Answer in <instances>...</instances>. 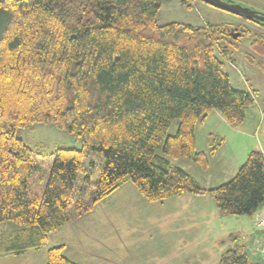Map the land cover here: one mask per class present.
Listing matches in <instances>:
<instances>
[{"label": "trees", "instance_id": "16d2710c", "mask_svg": "<svg viewBox=\"0 0 264 264\" xmlns=\"http://www.w3.org/2000/svg\"><path fill=\"white\" fill-rule=\"evenodd\" d=\"M162 1L0 0V257L46 247L50 234L125 182L149 202L192 194L210 196L224 216L264 208L260 150L211 188L170 162L187 158L207 170L220 142L212 136L209 151H198L196 126L214 110L240 126L255 91L233 88L225 72L239 31L159 24ZM250 50L264 55L261 37ZM37 123L66 131L81 148L29 147L16 130ZM62 249L49 247L44 264H78ZM258 259L237 246L219 264H264Z\"/></svg>", "mask_w": 264, "mask_h": 264}, {"label": "rangeland", "instance_id": "374dc122", "mask_svg": "<svg viewBox=\"0 0 264 264\" xmlns=\"http://www.w3.org/2000/svg\"><path fill=\"white\" fill-rule=\"evenodd\" d=\"M230 1L253 11L264 13V0ZM190 5L191 7L182 4L181 0H163L157 12V22L159 24L182 22L195 26L209 23L212 25L223 24L227 27V32L232 33L234 30L239 31L242 35L238 41L233 40L236 43L234 52L232 50L227 52L226 58L223 59L225 62V72L229 76L231 86L236 89L245 90L250 88L255 91V100L253 104L245 108V116L247 117L245 124L242 126L244 129L247 127L246 130L248 131V135L245 134L243 137L240 130H227L225 124H222V121L218 120V117H216L219 112L215 110L209 115L208 120L203 126L196 131L197 150L205 152L209 151L208 146L212 137L211 136L208 141L207 133L210 131L219 133V138L216 140L214 138V140L211 141L214 146L217 145L220 142L219 139L225 135L223 150L219 151L217 155L220 157L218 159H222L223 161L230 160V162L225 165L226 167H232L233 162L231 157L234 155L233 152L240 151L239 148L242 145H239V142L246 143L245 145L248 147V151L260 150L264 152V117L261 111L264 108V63L259 60L264 55H255L253 54L254 52L250 50V43L254 39L261 37L264 41V25L215 8L199 0H191ZM249 53L254 59L247 58ZM253 122H255V124H253ZM176 127V122H174L169 129V133H174ZM16 136L22 139L29 147L46 153H50L58 147L80 149L82 146L81 140H76L66 131L58 129L51 124L37 123L28 128H19L16 130ZM170 162L190 173L201 186L207 187L211 184H221V182L228 178L227 175H222L228 170L223 171L221 163L217 164L216 169L214 166L212 167L213 170L215 169L212 171V177L201 174L199 171L201 169L190 159H170ZM185 195L187 194L180 197ZM174 197L167 200L171 202L176 201V196ZM207 197L210 196L207 195ZM166 207H170V203H168ZM206 211H210L209 205L206 206ZM121 216H123V214H121ZM246 217L247 216H245V219H248ZM239 221L237 216L227 215L220 217L219 215L215 217L209 214V218L204 222L195 221L189 223L198 224L191 232L185 233L180 231V229L177 230V228L183 224V222H178L177 225L175 224L174 230H170V234L164 233L165 229L155 230L150 234L147 229L145 231H143V229H136L135 220L128 217L124 218V216L116 221V223L110 222L104 227H100V224H103L101 221L94 225H90V227L87 223L82 224L84 223L82 222V226L77 228L83 230L88 226V230L90 231L88 240L89 250L92 251V254H89V262L91 264H109L110 261L111 264H123V262H116L111 259L112 257L117 258L116 255H111L109 259L106 257L105 260H110L109 263L102 262L101 259L102 254L103 256L105 255L106 249L109 253H114L117 248L120 251L121 258L122 242H124V246H126L125 264H131L130 260L134 262L140 261L142 263V259H144L147 264H219L221 255L229 249H234L242 245L245 250L248 251L249 236H244V233L238 227ZM114 223L116 225H114ZM1 227L3 231L7 232L11 230L12 226L9 223H4ZM65 229L63 238L68 242V247L74 248L76 245L80 244V242L74 239L73 234L67 231V228ZM255 230L257 229L255 228ZM260 231H264V229ZM143 233L144 237L149 234L148 237L152 239L149 241L137 240V242H132ZM181 233L182 235H187V237L191 239L190 242H182L180 240ZM59 234L60 233L56 232L52 237ZM263 241L264 239L256 240L252 248L250 247V250L254 254L260 255L262 258H264V255L260 252V247ZM50 242L52 241L50 240ZM177 246L178 251L175 250ZM112 248L113 250L111 251L110 249ZM133 248L135 252L131 258L130 251ZM42 250L43 248L31 250L27 256H23V260L19 256L0 257V264H43L45 257L44 260H42ZM149 251L151 252L150 254Z\"/></svg>", "mask_w": 264, "mask_h": 264}, {"label": "crops", "instance_id": "0c3cea01", "mask_svg": "<svg viewBox=\"0 0 264 264\" xmlns=\"http://www.w3.org/2000/svg\"><path fill=\"white\" fill-rule=\"evenodd\" d=\"M259 60H261L264 63V56ZM261 111L264 117V108ZM217 114L218 115H216V117H218V120L222 121V124H225L226 126L225 128H227V130H231V131L240 130L243 137L245 136V134L248 135V131L246 130L247 127L245 129L242 127L243 124H245V120L247 116H245V119L240 126L233 127V126H230L223 119L221 114L220 115L219 113ZM207 120H208V117L203 123L196 126L195 135H197L196 133L197 129H200ZM253 124H255V122H253ZM211 136H213L216 140L219 138V133L214 132V131H210L209 133H207L208 141ZM219 141H220V146L217 148L216 152L209 158V166L207 170L201 171L197 168L196 169L199 170L201 174L213 177L212 171L216 169L217 164L221 163L223 171L228 170L222 174V175H227L228 177L226 180L223 181L225 182L234 176V174L237 172L240 165L244 162V160L246 159L250 151H248V147L245 145L246 143L244 144L242 142H239V145L242 144L241 147L239 148L240 151H234L233 152L234 155L231 157L233 166L226 167L225 164H228L230 160L226 159L228 161H223L222 159H218L220 157L219 155H217L219 151L223 150L224 143H225V135L224 137H221ZM208 149H209V146H208ZM213 166L215 168L214 170L212 169ZM216 185H219V184H214V185L211 184L210 186H207V188L215 187ZM182 195L176 196V199H175L176 201H173V202H171L170 200H167L169 198L161 202H149L145 200L137 192L136 188L130 182H125L116 191H114L112 194H110L105 199L100 201L90 213L82 216L81 218L73 222H70L64 225L59 230L50 234L47 247H44L42 250L43 251L42 260H44V257L46 256V250L48 249V247L62 246L63 253L72 261L78 264H91L89 262V258H90L89 254H92V251L89 250V240H88L90 231L88 230V226L83 230H80V228H77V227L82 226V224H85V223H87L90 227V225H94L95 223L102 221L103 224H100V227H104L108 225L110 222L116 223V221H118L120 218H123L124 216V218L128 217V218L135 220L136 229H143V231L147 229L149 234L153 233L155 230L165 229L164 233L170 234V230L173 231L175 224L177 225L178 222H183V224H181V226L178 227L177 230L180 229V231L188 233L198 226V224H189L191 222H195V221L204 222L207 218H209V214H211L212 216L214 215L215 217L216 216L218 217L219 215L220 217L222 216L224 217V215H221L219 210L216 208L213 199L212 198L210 199V197H207V195L197 196V195L187 194L183 197H180ZM168 203H170V207H166ZM207 205L210 206V211H206ZM121 214H123V216H121ZM237 218L240 220L238 223V227L244 233V236H249V239H248L249 245L247 246L248 247L247 249L252 259L255 260V259L261 258L262 256L260 257L259 255H255L250 250V247L252 248L256 240L264 239V231L255 230L254 215L247 216L246 218L248 219H245V216H237ZM115 223L114 225H116ZM65 228H67V231H70L71 234H73L74 239L80 242V244L76 245L74 248L68 247V242L63 238V234H64L63 232L64 230H66ZM56 232L60 233L61 236L59 234V235H54V237H52L53 234H56ZM148 235L144 237V233H143L142 235H139L138 237H136V239H134L132 242L133 243L137 242V240L149 241L152 238L148 237ZM180 237H181L180 240L182 242L184 241L190 242L191 240L189 237H187V235L186 236L185 234L182 235V233ZM50 240L52 242H50ZM85 244H88V245H85ZM121 244L123 245L121 246V258H120V251L118 248L117 250L114 251V253H109V251L106 249V252L104 253L105 255L103 256L102 254L101 256L102 262L109 263L110 260H105L106 257H108L109 259L111 255H116L117 258L112 257L111 259L113 261L123 262V264H125L126 263V260H125L126 246H124V242H122ZM110 250L112 251L113 248ZM175 250L178 251V246L175 247ZM29 252H26L25 254L19 257L22 259L23 256L24 255L27 256ZM134 252L135 250L133 248L130 251L131 258ZM150 253L151 252L149 251V254ZM130 263L131 264H147L145 263L144 259H142V263L140 261L134 262L131 260H130ZM109 264H111V261Z\"/></svg>", "mask_w": 264, "mask_h": 264}, {"label": "water", "instance_id": "95a60500", "mask_svg": "<svg viewBox=\"0 0 264 264\" xmlns=\"http://www.w3.org/2000/svg\"><path fill=\"white\" fill-rule=\"evenodd\" d=\"M203 3H206L215 8H219L236 16L243 17L247 20L254 21L264 25V13L259 11H253L251 9L242 7L239 4L233 3L230 0H201ZM237 35H234L236 38Z\"/></svg>", "mask_w": 264, "mask_h": 264}, {"label": "built area", "instance_id": "2783aa9c", "mask_svg": "<svg viewBox=\"0 0 264 264\" xmlns=\"http://www.w3.org/2000/svg\"><path fill=\"white\" fill-rule=\"evenodd\" d=\"M254 224L257 230L264 229V208L256 214ZM260 252L264 255V241L260 247Z\"/></svg>", "mask_w": 264, "mask_h": 264}]
</instances>
